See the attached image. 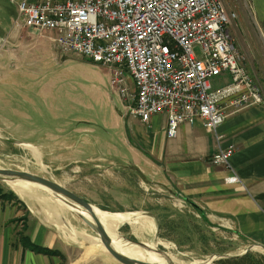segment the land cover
Returning a JSON list of instances; mask_svg holds the SVG:
<instances>
[{
    "label": "rangeland",
    "instance_id": "374dc122",
    "mask_svg": "<svg viewBox=\"0 0 264 264\" xmlns=\"http://www.w3.org/2000/svg\"><path fill=\"white\" fill-rule=\"evenodd\" d=\"M3 2L6 3V0H1ZM223 2L238 15L233 24L243 26L241 24L246 18L244 13L249 10V0ZM33 31L24 28L20 33L40 34L41 38L51 42L48 34ZM232 34L234 36L233 30ZM51 45L46 54L31 58L30 72L14 68L8 58H0V168L27 171L57 181L88 198L95 197L99 205L92 204L107 212H113L108 208L119 209L120 205L125 204H129L128 208L131 209L143 205L150 207L159 222L160 239H155L156 230L152 237L144 235L141 238L145 242L158 243L156 249H161V253H170L186 264L196 260L210 261L211 264H264V250H253L251 254L249 252L242 258L232 260L243 248L233 244L228 234L213 230L210 223L178 195H170L165 188L154 190L157 188L152 189L148 183H142L143 178L137 170L122 168L120 161L130 159L132 154L126 140L125 120L130 104L112 88L108 67L89 61L73 51L63 52L56 44ZM8 48L13 46L3 49ZM196 53L200 55L198 48ZM40 61L46 62L41 68L44 74H39L37 70ZM18 110L26 114L19 116ZM15 128L24 129L25 132H18ZM108 142L121 168H87L90 156H107ZM24 143L38 147L39 160L30 148L23 146ZM115 148L123 153L118 154ZM78 158L84 159V163L77 162ZM91 164L94 165L93 162ZM92 186L98 191L97 195H89L92 190L88 193L87 189ZM44 190L36 189L33 196L22 198L34 213L50 223L67 241L80 239L81 243L83 237L73 234L78 231L100 243V248L107 252L99 237L72 208L61 213L64 220L70 223L72 233L53 222L51 207L49 209L43 205L37 196L51 200L59 198L51 191L46 193ZM123 190L136 194L139 200L145 201L144 204L141 200L137 206L132 205V199ZM5 193L19 195L7 181L0 180V195L4 196ZM122 213H128V219L118 228L119 234L124 239L137 240L127 233L130 230L127 223L131 224L132 218L140 213Z\"/></svg>",
    "mask_w": 264,
    "mask_h": 264
},
{
    "label": "crops",
    "instance_id": "0c3cea01",
    "mask_svg": "<svg viewBox=\"0 0 264 264\" xmlns=\"http://www.w3.org/2000/svg\"><path fill=\"white\" fill-rule=\"evenodd\" d=\"M20 1L1 3L0 0V58H8L14 68L30 72L31 58L46 54L54 43L41 38L40 34L20 33L24 28L14 26ZM27 1L36 3L42 0ZM249 3L243 26L232 24L231 32L233 30L242 62L264 87V0H250ZM9 45L13 48L3 49ZM42 62L37 68L39 74L43 73L41 68L46 63ZM228 79L226 75L215 79L214 87L223 85ZM20 114L26 113L18 110L17 115ZM125 118L131 158L120 163L108 142L107 156H90L87 168L116 170L121 168L120 163L124 170L130 167L137 170L143 178L142 183H148L152 189L165 188L170 195H178L191 207L196 205L199 210L194 208L195 212L203 216L213 230L228 234L233 244L243 248L233 258H242L253 250H264V104L229 115L219 127L221 146L235 147L230 164L226 166L211 163V157L218 152L220 145L215 133L205 129L200 121L181 124L177 136L169 138L166 114L153 115L149 123L129 113ZM9 121L15 123L12 119ZM15 130L25 132L24 129ZM114 150L120 155L123 153L120 149ZM79 161L84 163V159L78 158ZM233 175L238 177V182L228 181ZM94 188L87 189L88 193L92 190L89 195H97ZM73 192L91 203H99L95 197L88 198L85 194ZM123 193L132 199V205L137 206L141 200L143 204L145 202L129 190H123ZM128 206L108 209L150 216L156 225L155 239H160L159 222L151 208L143 205L131 209ZM127 225L130 227L127 233L141 241L133 225ZM81 241H67L16 193L0 195V264H121L98 245L88 240ZM87 246H93L94 252L87 253Z\"/></svg>",
    "mask_w": 264,
    "mask_h": 264
},
{
    "label": "built area",
    "instance_id": "2783aa9c",
    "mask_svg": "<svg viewBox=\"0 0 264 264\" xmlns=\"http://www.w3.org/2000/svg\"><path fill=\"white\" fill-rule=\"evenodd\" d=\"M237 18L223 0H21L14 26L39 30L61 51L108 67L128 113L144 123L166 114L167 137L200 121L220 145L211 163L226 166L235 147L221 146L219 127L229 115L264 104L263 87L234 42ZM224 75L228 81L214 87Z\"/></svg>",
    "mask_w": 264,
    "mask_h": 264
},
{
    "label": "bare ground",
    "instance_id": "6f19581e",
    "mask_svg": "<svg viewBox=\"0 0 264 264\" xmlns=\"http://www.w3.org/2000/svg\"><path fill=\"white\" fill-rule=\"evenodd\" d=\"M23 145L27 148H30L32 150L34 156L36 157V159L39 160L40 151H39L38 147L31 145V144H23ZM6 181L13 187V189L21 197H24L26 195H28V197L33 196L34 193L36 192V189L37 190L45 189L44 191H46V193H48V191H50L48 188H46L44 186H41V185L33 183V182L25 181V180H11L10 178H8V179H6ZM37 197L40 199V201L43 203V205H46L49 209L51 207L52 218L54 220L53 222L57 223V225L59 227L63 228L67 232L70 231V233H72V230H71L72 227H71L70 223L67 220H64L65 217H63L61 214V213L64 214L68 209H70L72 207L69 206L67 203H65L60 198H59V200L56 198L51 200L49 198L44 199L41 197V195H38ZM72 209L78 210L79 212L88 216V214L86 212H84L81 208H77V209L72 208ZM95 210H96L98 216L100 217L101 221L103 222V225L105 226L109 236L112 238L114 247L118 251H120L121 253H123L125 255L128 254L127 256H129L131 258L139 259V260L146 261V262H151L154 264H186L183 261H179L176 257H174L170 253L163 254V253L158 252L156 249V245L158 243L156 244V242L150 243V242L143 241V239L141 238V237H144V235L141 234L142 231H144L145 235L148 238H150L154 235L155 230H156V225L153 221V218H151L150 216H143L141 213H140V215L136 214L137 216L135 215L136 217L132 218V221H131V224L133 225V228H134V232L138 235V237L142 240L143 243L148 244L150 246L151 250H145V249H142L135 244H131V243L127 242L126 239L122 238L121 235L119 234L118 228L120 227L121 224H123L128 219V213L107 212V211H104V210H102L96 206H95ZM49 217H51V216H49ZM128 223H130V222H128ZM139 227H141V228H139ZM73 234L82 236L83 240H90V241H92L91 242L92 244H96L99 247H101L100 243L92 240L89 236H87L81 232L74 231ZM94 250H95V248L93 246H90L87 248V253H92V252H94ZM86 256H87V254H86ZM189 264H211V262L209 261L207 263V262H203L200 260H196V261L191 262Z\"/></svg>",
    "mask_w": 264,
    "mask_h": 264
},
{
    "label": "water",
    "instance_id": "95a60500",
    "mask_svg": "<svg viewBox=\"0 0 264 264\" xmlns=\"http://www.w3.org/2000/svg\"><path fill=\"white\" fill-rule=\"evenodd\" d=\"M10 140V139H9ZM12 141L16 142L14 139ZM10 178L11 180H25L29 182H33L48 188L55 196L62 199L65 203H67L72 208H81L84 212L88 214L85 215L78 210H73L76 212L80 218L87 224V226L93 230V232L99 237L102 245L105 247L107 252L112 255L119 263L121 264H154L151 262L142 261L139 259L131 258L120 251H118L114 245L113 240L109 236L103 222L98 216L95 205L91 202L83 198L82 196L76 194L65 185L48 179L46 177L33 174L27 171L14 170V169H6L0 168V180L6 181V179ZM158 236V235H157ZM127 242L131 244H135L140 248L149 249L150 246L138 240H129L126 239ZM158 252H162L161 249H157ZM224 257L227 255H223Z\"/></svg>",
    "mask_w": 264,
    "mask_h": 264
},
{
    "label": "trees",
    "instance_id": "16d2710c",
    "mask_svg": "<svg viewBox=\"0 0 264 264\" xmlns=\"http://www.w3.org/2000/svg\"><path fill=\"white\" fill-rule=\"evenodd\" d=\"M193 206H194L195 209L199 210V207H197V206L194 205V204H193ZM36 250H38V251H42V252H48V253H50V251H46V250H44V249H42V248H36ZM248 254H249V253H248ZM246 256H248V255H246ZM237 259H239V258H232V260H237Z\"/></svg>",
    "mask_w": 264,
    "mask_h": 264
}]
</instances>
